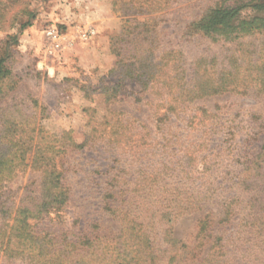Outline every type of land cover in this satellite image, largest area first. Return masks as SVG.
Wrapping results in <instances>:
<instances>
[{
    "label": "rangeland",
    "instance_id": "1",
    "mask_svg": "<svg viewBox=\"0 0 264 264\" xmlns=\"http://www.w3.org/2000/svg\"><path fill=\"white\" fill-rule=\"evenodd\" d=\"M124 1L0 0L6 15L0 23V54L5 52L8 43L12 53L9 59L12 73L2 84L1 91L0 140L10 127L17 130V137L24 136L22 130L34 131L33 146L39 140L42 145L56 144L67 151L60 159L64 163V182L70 190V202L61 219L52 221L54 216H51L37 227L61 231L70 237L79 236L81 230L101 228L102 233H109L113 241H117L122 224L118 217L103 208V195L110 189V179L127 172L128 179L133 181L144 166L153 173L156 168L162 170L161 162L172 154L167 140H172L176 142V149L178 144L189 147L177 156L181 165L177 175L189 183L182 187L186 191L182 197L187 201L192 195L191 190L200 192L214 186L216 198L203 211L194 213L191 208L175 209V204L160 198L152 200L160 201L154 205L148 204V199L145 200L147 205H143L144 202L134 205L131 211L138 221L133 234L137 233V236L132 234L125 241L131 256H152V261L155 260L143 264H250L248 255L251 258L259 255L263 259L264 248L258 237L262 222L256 221L252 233L234 246L240 247L239 253L225 257L216 254L217 248L210 249L212 240L200 246L203 242L198 223L201 217L210 213L219 224L220 211L235 193L229 187L246 166L244 156H256L264 142V90L250 78L247 82L243 80L248 73L255 78L261 73V81L264 79L260 55L263 39L247 36L242 41H212L187 32L189 25L209 5L225 1L231 6L241 0H167L165 10L158 13H148L136 6L128 9ZM144 24L148 27H142ZM126 28L134 34L124 32ZM51 29L56 32V39L48 36ZM136 34L140 35L133 41ZM116 47L126 48L122 51L130 59H126V63H134L136 69L150 77V81H154V76H162L154 89L150 86L144 89L135 77L127 78L122 81L123 87L119 88L116 99L107 100L111 93L107 88L119 79L116 68L120 58L115 52ZM234 58L239 60L236 79L240 88L196 98L182 106L186 107V115L158 121V111L161 116L165 111H178L172 98V84L165 80L175 71L180 59L186 69H190L186 79H194L193 86L205 69L210 78L220 84V75L225 74L227 67H233ZM166 61H169L167 70L163 68ZM195 68L202 70L198 77L191 72ZM208 81L209 78L204 79L203 84ZM182 82L187 83L185 79ZM246 85L252 86L245 91ZM171 106L173 110L169 109ZM108 111H124L136 121V130L124 134L132 135L133 144H121L118 155L98 138L100 132L92 130L94 122L109 120ZM202 111L216 112L214 122L219 126H215V132L208 138V146L200 148V145H190L205 129L198 123L209 114L204 115ZM195 112L197 119L190 126L189 116ZM7 121L15 128L6 125ZM107 134L114 136L113 131ZM67 135L71 141H67ZM86 137L89 146L83 150L71 148L74 142L83 145ZM134 146L139 148L131 150ZM0 147L6 148V145L0 142ZM139 149L142 152L135 153ZM32 157L33 151L27 154L25 163L30 165ZM116 158L122 163H117ZM39 183V171L18 166L11 178L0 184V204L5 205L0 211L12 209L14 215L22 200L39 194ZM243 195L245 201L247 195ZM129 196L136 195L130 191ZM163 211L172 214L162 220ZM1 216L0 213V225ZM260 218L264 221V217ZM247 219L252 221L253 216H247ZM238 224L235 217L225 226L220 222L218 229L224 226L222 231L226 232L221 234L219 245L232 244L229 240ZM217 227L216 224L213 228L214 235L218 232ZM169 232L179 240L178 247L168 246ZM3 242L7 239L0 237V245ZM10 254L0 246V264H30L29 260L10 257Z\"/></svg>",
    "mask_w": 264,
    "mask_h": 264
},
{
    "label": "trees",
    "instance_id": "2",
    "mask_svg": "<svg viewBox=\"0 0 264 264\" xmlns=\"http://www.w3.org/2000/svg\"><path fill=\"white\" fill-rule=\"evenodd\" d=\"M166 2L167 0H126L124 4L128 9L135 8L136 6V9L143 8L148 13H158L165 10L166 5L164 4ZM5 16V11L0 7V23L1 20L5 19ZM139 25L137 24V26ZM142 27L148 26L144 24ZM124 32L128 33V35L134 34V32H129L127 28ZM187 32L191 36L208 37L212 41H242V39L249 36L261 37L264 42V0L235 1L231 6H228L225 1L209 5L203 11V14L189 25ZM139 35L136 34L133 41H136ZM8 44L5 47V52L0 54V99L2 84L12 73L9 67V59L12 53L9 51L10 47ZM123 47H116L115 49L118 58H120L116 68L119 71V79L112 87L107 88V91L111 92L107 99L108 101L116 99L120 92L119 88L123 87L122 81L127 78L132 79L135 77L134 80L140 83L144 89H147L149 86L154 89L155 83H159V80L162 79L161 75H157L153 77L154 81H150V77H147L144 72L136 69L134 63L127 64L126 59L128 61L130 59L127 54H123L126 50ZM260 55L263 58L261 61L264 63V47ZM233 60V67H227V69H224L225 74L220 75V84L215 79L210 78L206 69L203 71L197 70V68L191 70L196 77L202 71L200 79L198 78L199 82L196 81L192 86L194 79L187 80L190 69H186L184 62L180 59L175 71L171 72L165 80L169 85L172 84V98H174L177 104L176 108L178 111H165L162 116L158 111L156 113L158 121L161 122V120L165 119L170 121L172 117L179 118L180 114L186 115V111H184L186 107L182 106L188 105V103L194 101L196 98L232 92V90L240 88L236 79L239 60L238 58H234ZM168 66L169 61H166L163 68L167 70ZM263 68L264 66H262ZM243 77V80L246 82L250 81L249 78L252 82H257L261 86L260 90H264V79L261 81V73H258L257 78L252 73H248ZM208 78V83L206 85L203 84V80ZM184 79L187 83L182 82ZM150 82H153V84L151 85ZM251 86L246 85L244 90L247 91L246 88H251ZM169 109L173 110L174 107L171 106ZM202 114H209V116H206L205 119L203 118L198 123L202 129L203 127L205 129L201 131L200 137L195 142H192L190 146L200 145V148L203 146L207 147L208 138L215 132V126H219L218 123L214 122L216 120V112L202 111ZM130 116V114L127 115L124 111H108V121L102 123L94 122V129L92 130L100 132L98 138L114 149L117 153L116 155L119 154L118 150L121 144L131 145L134 142L132 135L129 137L124 135L136 130V121L130 119ZM189 118L190 126H192L195 119H197V113L195 112ZM6 125L14 127L10 121H7ZM112 131L114 136H111V134L108 136L107 133H111ZM21 133H24V136L17 137V130H11L8 127V130L5 131L4 136L0 140L3 145H6V148L0 147V184L10 179L18 166L30 167L32 170L40 172V191L38 195L26 197V199L22 200L14 215L12 209H6V212L0 211L2 214L0 237L7 239V242H3L0 246L7 253L11 252L10 257H21L24 260H29L30 264H143L149 261L155 262V260L152 261V256H131L125 244L126 239L133 234L134 225L138 221V218L132 215L131 210L133 206L142 202H144L143 205H147L146 199L149 200L148 204L153 203L154 205L159 200L155 202H152V200L160 198L163 202L167 200L170 204H175V209L191 208L193 209L192 213H194L203 211L216 198L215 195L217 193L214 186L200 192H193L191 190L192 195L187 201L182 197L183 192H186L182 187L188 186L189 183L177 175V171L181 167L177 156L181 151H188L189 147L178 144L179 148L176 149L174 148L176 142L167 140L171 147V150L170 147L168 149L172 154L170 153L164 159V163L161 162V166H163L162 170L156 168L154 169L156 173H153L148 166H144L133 181L128 179L129 174L127 172H122L112 177L109 181L110 189L103 195V208L118 217L119 222L122 224L121 233L117 241L114 242L113 237L109 233H102L101 228L94 231L81 230L77 237L75 235L70 237L61 231L42 230L37 226L44 219L51 216H54L52 221L61 219L62 213L71 199L70 190L64 182V163L60 159L61 155L63 153L66 155L67 151L56 144L42 145L39 140L33 146L32 142L35 140L34 131L22 130ZM104 133L106 137H102ZM66 139L67 141H71L69 135L66 136ZM88 141L89 138L86 137L83 145H77L74 142L71 148L83 150L85 146H89ZM136 142L140 143L139 141ZM133 148L138 149L139 147L134 146L131 150ZM32 151V161L28 165L25 163V159L27 154H30ZM141 152L142 150L139 149L135 153L139 154ZM149 154L153 153L149 152ZM120 156L124 157V155ZM244 158L246 159V166L239 173L240 177L229 187L235 193L228 198L227 202H225L226 206L224 205V208L219 213V218H221L219 224L223 222L225 226L234 217L239 221L238 228L233 230V236L229 240L232 241V244L228 242L219 245L222 240L220 236L226 230L222 231L224 226H220L221 229H218L219 224L214 222V219L209 215L210 213L198 220L199 234H202L203 242L200 246H204L212 240L214 242H212L210 249L217 248L218 253L216 254L223 255L224 257L240 252V247L237 249V246L236 248L234 246L238 242H242L245 235L252 233L256 221L262 222L260 224L261 229L258 231V237L264 248V221L260 218L264 217V142L256 156L251 158L250 155H245ZM116 162L122 163V160L116 158ZM131 185L134 186L133 190H131ZM200 186L203 185H196V187ZM130 191H133L136 196L130 197ZM243 194L247 195L245 201H243ZM0 208H5L3 202H1ZM161 214L162 220H165L172 213L163 211ZM241 216L242 218H240ZM247 216H253V220H248ZM216 224L218 232L214 235L213 228ZM133 235L137 236V233ZM168 240L170 248L180 245L179 240L172 236L170 232ZM230 246L232 249H230ZM234 248L235 250H233ZM246 251H249V248ZM248 259L251 260L250 264H264V258L262 259L259 255L254 258L248 255ZM241 261V263L244 262L243 260Z\"/></svg>",
    "mask_w": 264,
    "mask_h": 264
},
{
    "label": "built area",
    "instance_id": "3",
    "mask_svg": "<svg viewBox=\"0 0 264 264\" xmlns=\"http://www.w3.org/2000/svg\"><path fill=\"white\" fill-rule=\"evenodd\" d=\"M47 34H48V36H50V37H52V38H54V39L57 38V34H56V32H55L53 29L49 30V31L47 32Z\"/></svg>",
    "mask_w": 264,
    "mask_h": 264
}]
</instances>
